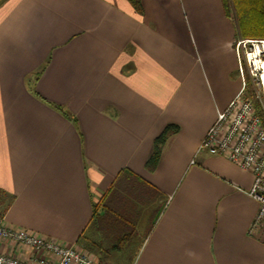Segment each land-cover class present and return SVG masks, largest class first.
I'll return each mask as SVG.
<instances>
[{"label": "crops", "instance_id": "0c3cea01", "mask_svg": "<svg viewBox=\"0 0 264 264\" xmlns=\"http://www.w3.org/2000/svg\"><path fill=\"white\" fill-rule=\"evenodd\" d=\"M140 4L141 15L127 0L0 6V194L13 197L0 223L96 264H264L251 174L197 152L241 89L234 25L220 0ZM167 125L178 132L148 172ZM113 184L127 198L111 235L105 207L91 224ZM90 226L98 234L79 242ZM0 255L35 259L2 239Z\"/></svg>", "mask_w": 264, "mask_h": 264}, {"label": "built area", "instance_id": "2783aa9c", "mask_svg": "<svg viewBox=\"0 0 264 264\" xmlns=\"http://www.w3.org/2000/svg\"><path fill=\"white\" fill-rule=\"evenodd\" d=\"M255 44L262 47L264 41H238L235 48L238 57L239 45ZM254 49V48H253ZM248 52L245 61L250 65ZM264 61V60H263ZM239 62V61H238ZM242 76V68L238 63ZM245 83L226 109L217 113L215 121L206 131L197 152L221 156L252 176L248 195L258 203V210L251 229L264 222V127L261 125L251 101L245 96ZM0 239L30 247L35 259L23 263L9 255H0V264H96L72 247L59 244L56 240L34 235L24 229H12L0 223Z\"/></svg>", "mask_w": 264, "mask_h": 264}, {"label": "trees", "instance_id": "16d2710c", "mask_svg": "<svg viewBox=\"0 0 264 264\" xmlns=\"http://www.w3.org/2000/svg\"><path fill=\"white\" fill-rule=\"evenodd\" d=\"M7 0H0V6L3 5ZM129 4L132 6L134 11L141 15L143 13L140 0H127ZM221 5L224 11V14L226 17H228L231 22L234 25L235 28V38L238 41L241 40H256V41H264V0H220ZM245 96L248 97V99L251 101L255 115L258 117L261 125L264 127V106L261 100L260 95H256L254 89L250 88L248 84V80H246L245 85ZM35 96H37L35 94ZM49 104V103H47ZM53 109L60 112L70 121H75L72 116H70L68 113L64 112L60 107L56 105L49 104ZM178 132V127L174 125H167L163 131L157 136L152 144V150L151 153L145 162V169L148 172H153L155 168L158 165V162L160 160L161 154L163 152V147L167 140L176 134ZM129 171L123 170L121 174H128ZM116 184L111 185V187L103 194L101 200L98 202L96 206L93 208V214H92V225L94 223L98 222L99 220V207H105V211L107 213V216L113 217L112 219V227L107 231L109 234H113L115 230L113 228L115 227V223H117V218L115 219L114 215H116V208H117V202L119 204L124 203V199L127 198V194H123V196L116 198ZM13 197H9L5 194H0V218L4 215L6 209L12 202ZM115 199V200H114ZM113 201V202H112ZM112 202V203H111ZM2 206V208H1ZM120 216H124L123 214H120ZM118 215V217H119ZM119 217V218H122ZM122 220V219H121ZM118 221H120L118 219ZM89 227L88 230L83 231L81 235L79 236V242L89 244L90 237L89 234L92 236V234H98L91 231L90 229L92 227ZM92 232V233H90ZM100 242V241H99ZM98 242V243H99ZM97 243V244H98ZM101 243V242H100ZM104 244V243H103ZM105 246H108L104 244ZM132 264V263H130Z\"/></svg>", "mask_w": 264, "mask_h": 264}, {"label": "rangeland", "instance_id": "374dc122", "mask_svg": "<svg viewBox=\"0 0 264 264\" xmlns=\"http://www.w3.org/2000/svg\"><path fill=\"white\" fill-rule=\"evenodd\" d=\"M236 40V38H235ZM241 41H256V40H241ZM238 40H236L235 45L237 44ZM240 42V41H239ZM260 47V46H259ZM255 48V44H244V45H239V52H238V57L237 60L239 61L238 63H240L241 68H242V76H240L239 71L237 73H239L240 78L242 79V82L245 83L246 85V80H248V84L250 86V88L254 89L255 94L256 95H260L261 96V100L264 106V91H263V87L260 84L259 81V72L255 71L254 68H252L251 64H247L245 61V57H244V53L248 52V53H252L254 52ZM261 56V60H264V55H260ZM248 98V97H246ZM147 224H145L146 226ZM142 225V228L139 229V231H144V227ZM141 234V233H140ZM107 263L108 264H125V263H121L115 260L114 256L107 258Z\"/></svg>", "mask_w": 264, "mask_h": 264}, {"label": "bare ground", "instance_id": "6f19581e", "mask_svg": "<svg viewBox=\"0 0 264 264\" xmlns=\"http://www.w3.org/2000/svg\"><path fill=\"white\" fill-rule=\"evenodd\" d=\"M262 49H263L262 52H264V45ZM260 53H261V48L259 46H255L254 52L249 54V61L252 68H254L255 71L259 72V81L264 91V61L259 59Z\"/></svg>", "mask_w": 264, "mask_h": 264}]
</instances>
